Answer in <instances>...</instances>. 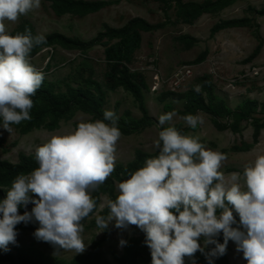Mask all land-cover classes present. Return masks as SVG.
I'll list each match as a JSON object with an SVG mask.
<instances>
[{
    "label": "clouds",
    "instance_id": "obj_1",
    "mask_svg": "<svg viewBox=\"0 0 264 264\" xmlns=\"http://www.w3.org/2000/svg\"><path fill=\"white\" fill-rule=\"evenodd\" d=\"M40 6L41 0H0V127L9 133L12 125L32 119V97L44 75L30 62V53L46 38L28 28L12 35L5 21L15 23ZM175 115H159L157 154L145 158L137 170H126L128 178L117 184V196L107 202V215L96 214L97 227L103 231L113 221L118 229L138 227L145 233L152 264H185V258L196 264L197 251L213 264L226 253L229 240L247 264H264V153L242 172L225 174L221 167L227 157L198 135L178 130L171 124ZM119 119L114 110L105 109L102 119L78 122L67 134L53 135L35 148L38 167L17 174L0 200V248L15 243L17 224L35 221V238L53 245L57 253L85 250L81 222L97 208L92 193L115 171ZM182 119L192 129L203 124L199 115ZM29 203L34 205L30 212ZM221 233L223 243L217 240ZM208 245L214 247L205 253Z\"/></svg>",
    "mask_w": 264,
    "mask_h": 264
},
{
    "label": "rangeland",
    "instance_id": "obj_2",
    "mask_svg": "<svg viewBox=\"0 0 264 264\" xmlns=\"http://www.w3.org/2000/svg\"><path fill=\"white\" fill-rule=\"evenodd\" d=\"M83 1H105L112 4L86 16H57L51 3L41 0L39 9L21 16L15 23L5 21V24L10 34L23 33L28 28L34 36L59 33L83 42L98 40V34L104 33L106 27L121 29L136 18L156 26L155 30L149 32L137 31L125 42L102 38L87 52L51 46L30 56V62L43 73L45 80L56 84V92H64L66 84L82 87L87 79L98 81L107 95L104 108L114 111L117 108L121 124L129 123L128 117L133 120L141 117L132 95L122 88L114 87L115 68L118 65L128 67L132 78L142 89L150 115L157 123L130 136L122 134L117 143L115 166L127 165L135 159L138 151L155 153L154 141L162 130L157 127L158 117L170 111L176 112L171 124L178 130H185L184 134L198 135L208 148L222 152L227 157L221 167L225 174L242 172L244 166L252 163L257 154L264 153V129L259 142L254 144L255 123L252 120H236V132H219L213 126L210 116L198 112L196 115L202 117L203 124L192 129L179 114L185 100L176 97L194 91L199 85V91L207 99L203 85L208 77L216 96L231 109L236 110L247 99L255 100L259 107L252 117L264 120V111L260 109L264 103V16L260 14L264 12V0H237L204 14H196L192 9H181L175 0H167L170 1L169 5L158 0ZM181 1L183 4L204 5L216 0ZM217 26H223L224 29L216 31ZM119 50L126 58H117ZM202 53H207L205 61L193 65ZM187 67L191 70V76L178 81L179 72ZM253 67L260 68L258 76L251 75ZM92 118L91 115L77 111L69 120L60 121L58 129L54 131L48 130L44 124L27 135H22L14 126L11 133L0 127V161L17 163L21 153L35 156V148L51 136L67 134L75 123L91 121ZM218 120L232 123V119L225 116L218 117ZM9 188H5V191ZM108 200L106 195L101 196L98 211L106 207ZM95 216L82 223L84 231L81 236L86 246L82 253L71 250H60L57 253L53 245L36 239L33 233L39 224L31 230H16L15 243H10L7 248L13 254L17 249L36 248L45 256L64 263L95 251L100 262L118 264L117 258L124 254L126 246L145 235L135 225H130L126 230L118 229L113 221L107 228V239L94 250V244L100 242L105 234L104 230L97 227ZM121 240L126 243L121 245ZM200 243L204 247L203 238ZM213 246L208 245L205 249ZM229 247V264H247L243 253L237 252L234 241L230 240ZM213 261L216 262L215 259ZM185 264H190L188 258H185Z\"/></svg>",
    "mask_w": 264,
    "mask_h": 264
},
{
    "label": "trees",
    "instance_id": "obj_3",
    "mask_svg": "<svg viewBox=\"0 0 264 264\" xmlns=\"http://www.w3.org/2000/svg\"><path fill=\"white\" fill-rule=\"evenodd\" d=\"M51 3V8L57 16H63L67 14H74L78 16H86L89 14L97 13L101 11L106 6L112 3L105 1H95L87 2L83 0H45ZM164 4L169 5L170 1L158 0ZM177 5L184 10L192 9L196 14L209 13L214 9L219 8L223 4H231L237 0H216L213 3H208L204 5L198 4H183L181 0H175ZM264 16V12L260 13ZM237 26V24L235 25ZM156 26L151 25L144 21L143 19H133L126 26L121 29H113L106 27L104 33L98 34V40L83 42L79 39H71L59 33L50 34L45 36L46 43L35 47L30 56H33L37 51L44 47L58 46L65 50H80L82 52H87L92 48L97 42L102 38H109L113 40H121L122 42L127 41L131 38L137 31L149 32L155 30ZM216 31L224 29L223 26H217ZM15 35V34H12ZM194 40V39H193ZM117 58H126L122 51H118ZM207 53H202L194 61L193 65H200L206 59ZM114 87L122 88L127 93H130L134 98L138 110L141 113V117L137 120H133L128 117L129 123H119L120 130L123 135L130 136L133 133L141 132L143 129L147 128L153 123H157L156 120L150 115L147 108L145 98L140 85L134 81L126 65H118L115 68L114 77ZM203 90L206 94L207 99L203 96L201 91L192 90L185 95H177V98H182L185 100V105L182 111L179 112L180 116L183 117L186 114L196 115L198 112L207 114L212 118V124L215 129L219 132H224L231 130L236 132L237 121L243 119L245 121L252 120L254 125L253 131V142L257 144L262 130L264 129V120L253 118L252 114L257 112L259 104L255 100L247 99L236 109H231L225 101L220 100L216 94L213 85L210 82V78L206 77L204 80ZM106 92L103 86L96 80L87 79L82 87H73L70 84L65 85L64 92H56V84L43 80L41 87L37 90V93L32 99L34 100V107L32 108L30 115L32 119L30 121H22L19 125H12L16 127L22 135H27L35 129H40L46 124V128L50 131L58 129L59 123L62 120H69L72 115L80 111L84 114L91 115L93 118L91 121L103 118V110H105L106 104ZM261 110L264 111V103L262 104ZM115 112L118 115L117 108ZM225 116L232 119V123H222L218 120V117ZM253 118V119H252ZM46 123V121H48ZM237 120V121H236ZM2 123V120H0ZM78 123L74 124V127ZM182 133L185 130L181 131ZM157 153L149 154L143 151H138L135 159L129 162L127 165H117L115 166V171L112 175L107 178V180L102 184L99 189L92 193L93 198L97 202V208L91 213L87 218H85L81 223H85L92 216L99 214L106 216L108 213L107 206L102 210H99V204L101 202V196L106 195L108 199H115L117 196L116 185L122 182L124 179L128 178L126 175V170L135 171L143 165L145 158L156 155ZM38 167L35 161V156L25 155L21 153L19 156V161L17 163H12L9 161H0V200H3L7 191L5 188L11 187L12 180L19 173L28 174L34 168ZM122 173H125L122 175ZM31 195V194H30ZM36 198V197H34ZM31 203L27 206V211H31ZM25 211L24 207L19 209L20 214ZM236 216L237 224L239 223V217ZM38 222L30 223H19L16 225L17 231L31 230L37 226ZM237 225H233L236 227ZM105 234L100 242L94 244L93 249L96 250L102 241H105L108 237V229H105ZM218 241L223 243V234L218 236ZM230 240L227 244L226 253L223 256L214 258L213 264H229L227 253L230 251L229 247ZM214 247V246H213ZM211 247V248H213ZM211 248L205 249V253ZM196 264H205L208 262L205 254L197 251L195 253ZM152 262L150 249L145 244V235L138 240L131 242L126 246L124 254L117 258L118 264H150ZM0 264H109L108 262H100L95 251L86 253L85 255H80L71 260L70 263H64L60 260H56L45 256L39 249L29 248V249H17L16 253L13 254L8 248L7 250L0 248Z\"/></svg>",
    "mask_w": 264,
    "mask_h": 264
},
{
    "label": "built area",
    "instance_id": "obj_4",
    "mask_svg": "<svg viewBox=\"0 0 264 264\" xmlns=\"http://www.w3.org/2000/svg\"><path fill=\"white\" fill-rule=\"evenodd\" d=\"M179 73H180V78L178 81H180L182 78L191 76V70L188 67L182 69ZM179 73L177 74L178 76ZM250 73L252 76H258L260 74V68L253 67Z\"/></svg>",
    "mask_w": 264,
    "mask_h": 264
}]
</instances>
